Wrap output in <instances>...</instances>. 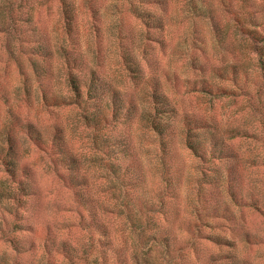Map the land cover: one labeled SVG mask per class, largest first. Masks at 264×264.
Here are the masks:
<instances>
[{
	"label": "rangeland",
	"instance_id": "1",
	"mask_svg": "<svg viewBox=\"0 0 264 264\" xmlns=\"http://www.w3.org/2000/svg\"><path fill=\"white\" fill-rule=\"evenodd\" d=\"M71 1L68 22L61 0H0V264H264V75L239 34L246 0ZM247 1L264 34V0ZM69 70L96 72L136 115L104 106L106 122L85 124ZM155 82L176 108L157 115L176 127L163 146L145 118ZM186 119L234 156L195 155Z\"/></svg>",
	"mask_w": 264,
	"mask_h": 264
},
{
	"label": "trees",
	"instance_id": "2",
	"mask_svg": "<svg viewBox=\"0 0 264 264\" xmlns=\"http://www.w3.org/2000/svg\"><path fill=\"white\" fill-rule=\"evenodd\" d=\"M75 1L72 4L71 0H61L62 10L64 17L70 22L73 18V10L75 9ZM247 13L244 18L241 19L239 24V34L244 39L247 49L250 50L257 58V64L259 72L264 75V34L259 29V20L255 15L253 6L246 0ZM153 21L151 15L148 17ZM156 21V19H154ZM158 24H162V21L157 19ZM67 85L75 97V101L72 102L74 107H78L81 110V118L85 124L92 128L100 127L108 119V115L104 111V106L108 107L111 111V117L117 120L134 117L138 111V104L136 101H125L121 99L120 94L114 88L106 87L105 80L96 75V72H92L91 76L87 79H82L79 75L74 74L73 71L67 73ZM158 83L155 82L150 88V97L153 111L150 112L145 118L150 123L151 130L157 134L160 139V146L167 143V140L173 138L176 134V127L169 121L162 122L158 120L157 115H164L166 113L175 114L176 108L172 105L169 98L160 90ZM108 90H107V89ZM109 94L108 102L103 101L104 94ZM258 96V93H257ZM257 99V97H256ZM185 125V144L195 155L204 157L208 150L211 152H220L224 157L234 156L227 154L228 146L225 145L224 139L219 133L213 131L207 139L200 138L194 135V127L191 119H186ZM225 152V153H224ZM75 186H82L80 183H76ZM79 189V188H78ZM87 200V199H86ZM89 203V202H87ZM263 208V207H262ZM264 210V208H263Z\"/></svg>",
	"mask_w": 264,
	"mask_h": 264
}]
</instances>
